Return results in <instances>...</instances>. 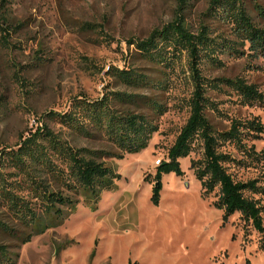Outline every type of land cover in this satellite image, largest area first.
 <instances>
[{
	"label": "rangeland",
	"instance_id": "374dc122",
	"mask_svg": "<svg viewBox=\"0 0 264 264\" xmlns=\"http://www.w3.org/2000/svg\"><path fill=\"white\" fill-rule=\"evenodd\" d=\"M244 1L254 20L264 25L251 6L252 1L264 6V0ZM207 5L208 0H5L0 4V148L13 145L44 121L74 146L106 151L99 160L120 173L116 187L103 190L95 208L80 196L76 208L62 220L42 214V230L25 243L0 235L2 242L19 251L16 264H264V233L243 224L238 212L223 219L221 210L211 204L214 191L201 194L189 167V159L201 155L199 143L179 158L183 174L162 173L159 193L152 196L156 167L167 158V149L188 114L190 84L184 59L167 69L128 41L145 38L176 17L191 32L203 23L214 32L227 33L228 25L208 15ZM220 57V66L202 63V73L243 75L264 91V71L247 68V63L262 60ZM112 67L133 68L149 80L128 84ZM113 90L139 95L133 101L114 99L113 107L144 113L158 124L146 147L137 152L116 156L119 148L102 132L81 134L46 115L66 110L74 96L94 99ZM207 94L217 110L205 112L217 129L227 126L225 115H257L264 121V108L240 104L230 90ZM146 98L154 99L162 111ZM253 143L264 147V133ZM230 169L239 178L255 175L252 169ZM260 202L264 203V195ZM261 217L264 224V209Z\"/></svg>",
	"mask_w": 264,
	"mask_h": 264
},
{
	"label": "trees",
	"instance_id": "16d2710c",
	"mask_svg": "<svg viewBox=\"0 0 264 264\" xmlns=\"http://www.w3.org/2000/svg\"><path fill=\"white\" fill-rule=\"evenodd\" d=\"M1 0L0 4H4ZM255 15L264 21V6L252 1ZM206 13L228 25V32H214L199 24L193 32L181 17L154 28L142 39H131L135 48L148 59L174 67L184 59L190 91L186 97L188 114L167 149V158L157 165L152 185L156 198L161 188L162 173L182 175L180 157L200 144L201 155L189 159V167L198 180L202 195L214 191L213 207L226 218L238 212L243 224L264 233L261 213L264 203V147L256 148L253 140L264 133V121L257 115L226 116V127L217 129L209 121L206 109L217 110L207 92L232 91L236 100L246 106L264 108V91L241 75L206 76L201 64H223L220 55L245 57L247 68L264 71V25L255 21L244 0H208ZM114 74L128 84L149 80L135 69L112 67ZM166 83H159L160 86ZM139 96L113 90L89 99L74 96L63 111H48L47 116L85 135L102 132L118 148L116 156L137 152L146 147L158 129L155 120L144 113L120 111L112 106L114 99L133 101ZM155 110L160 104L146 98ZM107 153L86 146H74L46 122L21 134L13 145L0 148V235L22 244L41 229V215L62 220L76 208L81 196L95 208L105 189L116 187L120 177L114 167L99 160ZM230 168L252 169L255 175L236 177ZM146 178V177H145ZM19 251L0 240V264H16Z\"/></svg>",
	"mask_w": 264,
	"mask_h": 264
},
{
	"label": "built area",
	"instance_id": "2783aa9c",
	"mask_svg": "<svg viewBox=\"0 0 264 264\" xmlns=\"http://www.w3.org/2000/svg\"><path fill=\"white\" fill-rule=\"evenodd\" d=\"M160 160H161V158L159 157V158H157L156 159V163L158 164L159 162H160Z\"/></svg>",
	"mask_w": 264,
	"mask_h": 264
}]
</instances>
